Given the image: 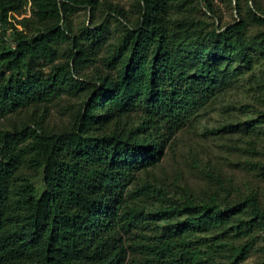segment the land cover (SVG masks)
<instances>
[{
	"label": "trees",
	"instance_id": "1",
	"mask_svg": "<svg viewBox=\"0 0 264 264\" xmlns=\"http://www.w3.org/2000/svg\"><path fill=\"white\" fill-rule=\"evenodd\" d=\"M249 1L221 25L201 0H134L133 15L112 0H0V264H240L264 251L259 190L200 168L203 187L179 195L152 171L264 62V7ZM55 107L67 121L50 123ZM263 133L261 112L244 134ZM243 169L264 179V160Z\"/></svg>",
	"mask_w": 264,
	"mask_h": 264
},
{
	"label": "rangeland",
	"instance_id": "2",
	"mask_svg": "<svg viewBox=\"0 0 264 264\" xmlns=\"http://www.w3.org/2000/svg\"><path fill=\"white\" fill-rule=\"evenodd\" d=\"M120 3L132 12L134 0H112ZM264 7V0H259ZM217 14L212 16L204 0H201V14L211 22L225 25L234 21L238 13V0H214ZM242 5H253L249 0H241ZM30 7L23 16L30 15ZM90 9H80L75 15V23L79 25L90 23ZM23 16H18L21 19ZM106 12L97 14L103 19ZM15 23L17 21L12 19ZM19 28H22L18 24ZM9 35L12 33L8 29ZM1 42V40H0ZM264 84V62L247 71L234 81L231 88L220 95L216 100L202 109L197 118L187 123L175 139L173 147L166 149L160 161L152 166L153 173L165 177L172 185L174 182L180 195V187L188 185L193 189L203 187V180L199 178L198 171L215 169L227 173L235 178L243 191L259 190L264 194V179L248 174L243 167H250V161L264 160V133L259 138L249 137L244 134V127L255 120L264 106L259 104L260 90L257 83ZM64 101L63 103H67ZM67 116L62 114L58 107L51 110V124H61L67 121ZM10 120L5 119L3 125L9 126ZM256 140L259 154L247 150L249 140ZM142 177L146 178L145 173ZM175 192V186H171ZM169 188V186H168ZM172 194L170 195V197ZM165 215L151 221L161 226L166 224ZM154 225V224H153ZM240 264H264V251L253 250L250 256Z\"/></svg>",
	"mask_w": 264,
	"mask_h": 264
},
{
	"label": "built area",
	"instance_id": "3",
	"mask_svg": "<svg viewBox=\"0 0 264 264\" xmlns=\"http://www.w3.org/2000/svg\"><path fill=\"white\" fill-rule=\"evenodd\" d=\"M3 22L0 20V30L2 28Z\"/></svg>",
	"mask_w": 264,
	"mask_h": 264
}]
</instances>
